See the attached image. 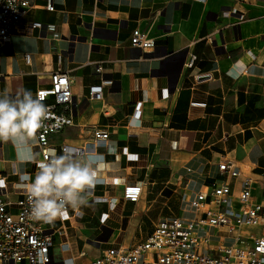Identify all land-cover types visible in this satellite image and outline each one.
<instances>
[{
	"label": "crops",
	"instance_id": "crops-1",
	"mask_svg": "<svg viewBox=\"0 0 264 264\" xmlns=\"http://www.w3.org/2000/svg\"><path fill=\"white\" fill-rule=\"evenodd\" d=\"M52 1L54 10L47 0H29L23 23L55 24L60 37L46 28L12 34L0 46V94L35 96L51 86L52 72H68L76 124L51 142L60 155L61 144L83 146L93 128L108 130L106 145L96 149L106 179L94 195L112 202H96L92 194L77 208L82 218L71 212L51 226L53 264L88 263L106 249L92 252V238L116 240L124 230V240L146 239L157 221L186 213L190 196L221 179L225 159L256 178L257 194L264 191V0ZM136 28L155 41L152 52L125 54ZM185 50L181 68L182 56L174 55ZM103 78L113 83L103 86L101 99L92 98L90 88ZM32 151L36 158L21 162L17 146L0 142L10 203L29 184L21 174L33 180L39 170L35 143ZM240 181L232 179L234 193ZM130 184L142 186L138 202L124 198Z\"/></svg>",
	"mask_w": 264,
	"mask_h": 264
},
{
	"label": "built area",
	"instance_id": "built-area-1",
	"mask_svg": "<svg viewBox=\"0 0 264 264\" xmlns=\"http://www.w3.org/2000/svg\"><path fill=\"white\" fill-rule=\"evenodd\" d=\"M30 7L29 0H0V46L7 44L14 33L31 34L37 28H46L54 38L60 37L55 24L23 23ZM45 7L54 10L53 1L47 0ZM130 41L124 48L127 55L132 48L152 52L156 47L155 41L139 28L133 30ZM194 63L195 56H192L188 66ZM97 71L102 72L101 65L97 66ZM72 83L68 72L56 70L51 74V86L36 92L49 109L48 118L35 140L41 161L59 155L51 137L76 124ZM112 83V78H103L99 87L90 88L89 96L101 99L103 86ZM92 133V141L83 146L61 144L60 155L79 157L106 145L108 130L97 127ZM219 171L220 180L190 196L186 213L160 219L146 239L129 246L106 248L86 264H264V191L257 194L256 178L242 171L232 159L221 161ZM236 178H241L240 189L234 193L232 179ZM20 179L24 183L32 181L29 174H21ZM1 180L0 177V264H53L51 250L56 242L49 233L51 226L56 221L64 224L71 212L79 218L84 213L69 207L65 218L52 223L30 219L27 189L16 202L10 203L6 200L8 186ZM123 193L126 200L138 202L142 186L126 185ZM93 199L108 202L110 206L112 203L105 196L94 195ZM247 226H255L257 230L243 232ZM206 227L218 230L217 241L213 240L214 235L203 232ZM60 245L70 248L66 242Z\"/></svg>",
	"mask_w": 264,
	"mask_h": 264
},
{
	"label": "clouds",
	"instance_id": "clouds-1",
	"mask_svg": "<svg viewBox=\"0 0 264 264\" xmlns=\"http://www.w3.org/2000/svg\"><path fill=\"white\" fill-rule=\"evenodd\" d=\"M48 115L49 109L39 94L20 90L11 96L5 90L0 94V142L17 146L21 162L34 160L32 145ZM38 169L27 185L29 217L45 223L65 218L69 207L86 205L95 187L106 179L105 160L95 149L79 157L53 155L41 161Z\"/></svg>",
	"mask_w": 264,
	"mask_h": 264
},
{
	"label": "rangeland",
	"instance_id": "rangeland-1",
	"mask_svg": "<svg viewBox=\"0 0 264 264\" xmlns=\"http://www.w3.org/2000/svg\"><path fill=\"white\" fill-rule=\"evenodd\" d=\"M87 223L89 225H92V226L95 225V223H94V221L92 219L88 220ZM123 227H125V225ZM256 230H257V227H255V226H247V227H244L243 232L249 233L251 231H256ZM130 231L131 230H129L128 232H130ZM125 232L123 230L122 234L120 236H118V239H116V240L98 241L97 239L92 238V241H89V243H91V245H93V247L95 248V249L92 250V252H95V250L98 249L97 247H100V246H101L100 247L101 249H104V248H107V247H112V246H117V245L119 246L121 244L124 245V246H129V245H131V244H133L135 242H139V240H128V241L124 240L127 237L126 235H124ZM203 232L205 234L206 233H210V234L214 235L213 240L217 241V235L216 234L218 233V230L210 228V227H206L205 230H203Z\"/></svg>",
	"mask_w": 264,
	"mask_h": 264
},
{
	"label": "water",
	"instance_id": "water-1",
	"mask_svg": "<svg viewBox=\"0 0 264 264\" xmlns=\"http://www.w3.org/2000/svg\"><path fill=\"white\" fill-rule=\"evenodd\" d=\"M184 55H186V50L185 51H182V52H180V53H177V54H175L174 56L176 57V56H182V60H181V68L183 67V64H184V60H185V56ZM204 77H206V76H201V78L200 79H203Z\"/></svg>",
	"mask_w": 264,
	"mask_h": 264
}]
</instances>
